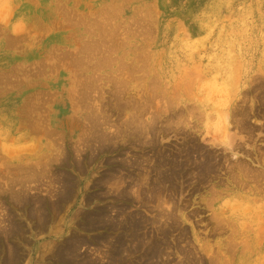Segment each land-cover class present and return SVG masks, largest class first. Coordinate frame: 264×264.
Masks as SVG:
<instances>
[{
	"label": "rangeland",
	"instance_id": "rangeland-1",
	"mask_svg": "<svg viewBox=\"0 0 264 264\" xmlns=\"http://www.w3.org/2000/svg\"><path fill=\"white\" fill-rule=\"evenodd\" d=\"M94 44L110 52L92 56L86 49ZM56 52L66 64L55 58ZM78 74L97 76L92 81L97 109H90V101L86 108L69 92ZM117 90L124 100L121 107ZM263 102L264 0H0V264H110L108 244L92 239L110 231L80 224L83 214L94 208H106L114 222L139 213L141 231L156 237L159 248L162 245L161 256L150 264H264ZM93 110L104 111L112 124L103 127L104 133L124 129L115 145L121 148L99 155L80 174L77 152L71 156L69 147L68 162L55 159L56 153L66 151L64 142H78L86 132L84 116ZM137 114L144 122L155 119V148L137 142L128 129L127 122ZM51 120L56 127L50 126ZM145 136L143 140L152 137ZM224 138L231 144L238 141L235 156ZM155 149L173 152L179 160L186 159L185 149L192 153L190 167L174 180L175 192L161 193V199L164 194L171 197L168 205L173 209L167 207L174 223L159 215L157 201L145 196L141 204L130 193L127 198L135 205L129 207V199H117L114 188L98 186L112 167L109 161L145 158L147 169ZM200 150L216 164L206 181L196 170ZM232 160L246 163L254 174L258 171L255 178L252 174L250 181L242 178L243 185L235 184L226 171L228 161L233 167ZM153 175L149 172L151 179ZM70 176L81 180L76 189L84 191L59 206L56 202ZM89 194L97 197L86 203ZM215 195L221 197L216 214L206 205ZM123 205L127 208L122 212ZM43 213L51 218L45 227ZM218 216L221 225L215 224ZM155 219L160 222L151 223ZM74 235L82 238L81 244L74 243ZM140 247L128 256L133 264L145 254Z\"/></svg>",
	"mask_w": 264,
	"mask_h": 264
},
{
	"label": "bare ground",
	"instance_id": "bare-ground-1",
	"mask_svg": "<svg viewBox=\"0 0 264 264\" xmlns=\"http://www.w3.org/2000/svg\"><path fill=\"white\" fill-rule=\"evenodd\" d=\"M105 23V22H104ZM106 26V25H105ZM106 29V28H105ZM113 30V29H112ZM102 31V29H101ZM111 32V31H110ZM112 35V34H111ZM102 36V35H101ZM103 38L100 37V39ZM115 38V37H114ZM105 40V38H103ZM112 39V38H110ZM99 41V42H98ZM97 42L100 43V40H98ZM102 41V39H101ZM95 43V42H94ZM108 43V42H107ZM97 44V43H96ZM103 44V42H102ZM102 44H100L99 46L96 47V45H92V46H89L87 47L86 50H90V54L93 56L95 54H101L102 51L104 52V50H100V48H102ZM104 45V44H103ZM106 45V43H105ZM114 45V44H113ZM108 47V45H107ZM111 47V46H110ZM76 52V51H75ZM78 52V51H77ZM108 52H110V50H108ZM107 50L105 49V52H104V55L107 53ZM57 53V52H56ZM63 53V52H62ZM79 53V52H78ZM59 53H57L55 55L54 53V56L55 58L58 57ZM62 54H60L61 56ZM65 55V54H64ZM75 55V54H74ZM53 56V55H51ZM52 58V57H51ZM50 58V59H51ZM65 57L63 56V58L59 57L57 59H59V61L62 59H64ZM71 58V57H69ZM47 61V63L49 62V60ZM55 59L54 61L56 62ZM76 59V58H75ZM108 59V58H107ZM65 60V59H64ZM64 60L62 61V63L64 62ZM67 60V59H66ZM65 60V63L63 64H66ZM70 61H72V59H69ZM52 63H53V59L51 60ZM58 61V60H57ZM81 60L78 59V61L75 60L77 66L79 65ZM51 63V62H50ZM52 63L50 64V66L52 67ZM71 63V62H70ZM69 63V64H70ZM60 64V62H59ZM70 65H73V64H70ZM98 64H96V68H97ZM58 67V66H57ZM50 68V67H49ZM53 68V67H52ZM56 69V67H54ZM76 70V69H75ZM86 69L82 70L83 72H85ZM80 71V70H79ZM87 71V70H86ZM82 72V73H83ZM40 73V72H39ZM76 73H77V70H76ZM74 73V74H76ZM79 73V72H78ZM33 74V73H32ZM73 74V75H74ZM84 74V73H83ZM82 74V75H83ZM77 75V74H76ZM80 75L81 77H84ZM79 74L78 76H76L78 78V80H75L74 83H73V86L71 88V90H69V92L74 96L73 99H77V102H81L83 105H86V104H89V101L92 103L90 106V109L94 107V109H97V99L95 98L96 97V94L95 93V88L94 85H93V80H96L97 76L95 75H86L83 80L80 79ZM88 76V77H87ZM71 83V82H70ZM61 85V84H60ZM61 87V86H60ZM63 87V86H62ZM61 87V89H62ZM69 88V87H68ZM117 88L119 89V87L117 86ZM100 90V89H99ZM98 90V91H99ZM120 90V89H119ZM115 91L114 95H115V99H116V102H117V105L119 107H121V105L123 103H121L120 101H122L120 99L121 97V94L122 92L121 91ZM53 91V90H52ZM55 92V90H54ZM54 92H52L53 94H55ZM58 92V91H57ZM99 93V92H98ZM94 94V95H93ZM70 95V94H69ZM93 96H95L93 98ZM96 99V102L94 101ZM100 99V98H99ZM233 99V98H232ZM46 101V99H45ZM93 101V102H92ZM124 102V100L122 101ZM80 103V105L78 104H71V105H76V106H82V104ZM86 103V104H85ZM121 103V104H120ZM126 104H130L128 103L127 101L125 102ZM264 103V102H263ZM38 104V103H37ZM116 103H114L115 105ZM101 105V104H100ZM116 105V106H117ZM125 105V104H124ZM93 106V107H92ZM123 106V105H122ZM37 107V106H36ZM118 107V108H119ZM127 107H129L127 105ZM75 108V107H74ZM85 108V107H84ZM86 108H87V105H86ZM125 107L121 108V109H124ZM130 109H133L132 106ZM235 109V108H234ZM81 108L77 107V110L76 111H80ZM106 110V109H105ZM232 110V109H231ZM60 111H62V109H60ZM75 111V112H76ZM121 111V110H120ZM239 111V109H238ZM245 111V110H244ZM264 111V110H263ZM104 111L102 110H93L91 113H88V114H85L86 116H84V119L87 120V123H86V132L83 133L80 138H78V142H73L72 144H67V142H64V144H61V147L62 149L64 147H66V151L63 152L61 151L59 153V151H57L56 154L57 157L55 159L57 160H60L61 161H69L71 160L69 158V153H68V149L69 147H71V149L73 150H70V153H71V156H72V153L74 152H77L81 159L79 160V162L75 161L78 163L77 165V168H78V171L81 173H83L85 171V169L87 168V165L88 163H90L91 161L94 162L99 155H103L104 153H111V152H114L117 147H115V145L118 143L116 141V139H119V135H121V130L120 131H116V133L110 135V134H107V133H104L102 130H103V127L105 125H112L110 123V120L109 118L104 115V113H102ZM228 112V111H227ZM232 112V111H231ZM252 112V111H251ZM226 114V113H225ZM133 116V115H132ZM156 116V115H155ZM226 116V115H225ZM246 116V115H245ZM159 117V116H158ZM228 117V113H227V116ZM226 117H224L226 119ZM236 117V115H235ZM73 118V117H72ZM129 118H131L129 116ZM40 119V118H39ZM48 119V118H47ZM154 119V118H153ZM151 120V121H148L146 120V122H144V120H142V116L137 114V115H134L132 117V119L130 120L129 119V122H127V127L129 130H132L131 134H134L136 136V140L137 142H140V144L142 145H151L152 148H155L154 145H155V142H156V138H157V131H156V128L155 126L153 125L155 121L154 120ZM174 119V118H173ZM247 119V118H246ZM183 120V118L180 119V122ZM236 120V119H235ZM43 121H44V118H43ZM127 121V120H126ZM126 121L124 123H126ZM169 121V120H168ZM167 121V122H168ZM171 121V120H170ZM169 121V122H170ZM174 121H177L174 119ZM225 121V120H224ZM227 121V120H226ZM225 121V122H226ZM239 121V119L237 120V122ZM86 122V121H85ZM156 122V121H155ZM43 123V122H42ZM183 123V121H182ZM36 124V122H35ZM39 124V123H38ZM36 124V125H38ZM47 124V123H46ZM45 124V126H46ZM50 126L51 127H54L55 124L53 122V120L50 121ZM169 124V123H168ZM174 124V123H173ZM177 125V122L175 123ZM167 125V124H166ZM171 126V125H170ZM238 126V125H237ZM56 127V126H55ZM117 128V127H116ZM120 127H118L119 129ZM122 128V127H121ZM125 128H126V125H125ZM166 128V127H165ZM167 128H170L169 126ZM165 129L167 130V132L169 131L168 129ZM241 128V127H240ZM54 129V130H52ZM50 129L52 132H55L57 131L56 128H52ZM248 129V128H247ZM48 130V129H47ZM49 130V131H50ZM171 130H173V128L171 127ZM176 130V129H175ZM183 130V129H182ZM164 131V129H163ZM174 131V130H173ZM178 131V129H177ZM246 131V130H245ZM162 131L160 130V133ZM249 132V131H248ZM50 133V132H49ZM159 133V134H160ZM176 133V132H175ZM181 133V132H180ZM146 134H151L152 137H150L149 140H143V138H147L145 135ZM54 135V134H53ZM123 135V134H122ZM162 135V133H161ZM229 135H232L231 133L229 134V130H228V135H227V138L230 137ZM236 135V134H235ZM237 136V135H236ZM188 137V136H187ZM226 137V136H225ZM232 137V136H231ZM236 138V137H235ZM226 139L224 138L223 139V142L225 144V147L229 150H231L233 152V155L232 156H235L237 154V152H239V150L237 151L238 147H237V142L236 141V144L232 142L229 143V142H226ZM232 139H234L232 137ZM231 139V140H232ZM230 139H228L227 141H229ZM237 140V139H236ZM191 141H193L191 139ZM190 141V142H191ZM233 141V140H232ZM235 141V140H234ZM135 142V145L136 143ZM231 142V141H230ZM189 143V142H188ZM197 144V143H196ZM234 144V145H233ZM59 145V144H58ZM57 145V147H58ZM200 147V146H199ZM121 148L120 146L118 147V149ZM159 148V147H158ZM194 148V147H192ZM197 148V151L199 150L198 147ZM195 148V149H196ZM206 148V147H205ZM225 148V149H226ZM61 149V150H62ZM65 149V148H64ZM63 149V150H64ZM117 149V150H118ZM181 149V148H180ZM116 150V151H117ZM153 150V149H152ZM179 150V149H178ZM182 150V149H181ZM241 150V149H240ZM150 151V150H149ZM165 151V150H164ZM168 151V150H167ZM166 151V152H167ZM180 151V150H179ZM186 151V159L185 160H179L177 159L173 154V152L170 154H166V153H163L162 150H157L155 149L153 151V157L154 159H152V164H150L151 160L147 163L149 167H147V169L145 168V164H144V161L146 160L144 157H141V158H144V159H141V160H134V161H127V162H122V161H118V160H115V161H109L108 163L109 164H112L108 170V172H104L102 177L98 180V186L100 187H103V186H107L106 188L107 189H111V188H114L115 190V193H116V197L117 199H122V200H128L129 199V196L127 198V195L128 194H134L135 195V198L132 199L136 201H138L139 203L141 202L142 199H144V197L146 196L147 199H149L150 201H154L156 203V208L159 210V215L164 218L166 217V219L172 221V223H174V215H173V212L172 210H170L169 208L170 205H168L170 203V200H171V197L166 194H164V198L161 199V193L163 191H168V193H172V192H175L176 190V187L174 186V180L175 178L178 176L177 174L180 173L182 170H186V167H190L189 165V162H191V152L187 151V149H185ZM184 152V151H183ZM151 153V152H150ZM177 153V152H176ZM180 153V152H179ZM191 153V154H190ZM206 152H204V150H200L199 151V155H200V159L195 157L196 159H192L193 161H197L199 159V163H198V166H196V170L199 174V178H201L202 180L206 181L207 180V176L208 174L211 175V172H213V169H214V162L211 161L210 157L208 155H205ZM119 154H122L121 152H119ZM183 154V153H182ZM194 154V153H193ZM201 154H204V155H201ZM151 155V154H150ZM181 155V154H179ZM216 155V154H215ZM54 156V155H53ZM185 155H183L184 157ZM193 157V158H194ZM226 157V156H225ZM73 158V157H72ZM179 158V156H178ZM215 158V157H214ZM231 157H227L226 159L229 160ZM63 159V160H62ZM224 159V158H223ZM214 160V159H213ZM218 160V159H217ZM225 160V159H224ZM238 160H240L238 158ZM63 161V162H64ZM226 161V160H225ZM236 161V160H235ZM146 162V161H145ZM198 162V161H197ZM220 162V161H218ZM224 162V161H223ZM232 162H234L232 160ZM66 163V162H65ZM73 163V162H72ZM194 163V162H192ZM222 163V162H221ZM228 169L226 171H229L228 173H230V177L233 179L232 181H234L235 184L239 185L240 183H243L241 182L240 180L242 178H248V181H250V178H251V175L253 174L254 175V178H255V174L258 173V171L254 174V170L249 167L246 163L242 162L241 161H236L234 163H232V166L233 167H230L229 168V165H230V161H228ZM63 164V163H62ZM68 164V163H67ZM74 164V163H73ZM224 163H222L223 165ZM227 164V161L226 163ZM36 165V164H35ZM219 166V165H218ZM217 166V167H218ZM52 167V166H51ZM50 167V169H51ZM192 167V166H191ZM223 167V166H221ZM33 168V167H32ZM39 168H42L41 166ZM76 168V167H75ZM131 169H137V173L135 174V170H131ZM33 170H36L33 169ZM32 171V170H31ZM123 171H126V176H124L123 174ZM131 171H133L134 173H132ZM216 171V170H215ZM223 171V170H222ZM234 171H236V174L234 173ZM149 172H154V175L155 177H152L153 179L150 178L149 176ZM147 173H148V176H147ZM192 173V172H191ZM197 174V175H198ZM214 174V173H213ZM217 174V172H216ZM215 174V175H216ZM219 174V173H218ZM260 174V173H259ZM153 175V176H154ZM263 176V174L261 175ZM211 177V176H209ZM215 177V176H214ZM180 178V177H179ZM190 178V177H188ZM212 178V177H211ZM257 178V177H256ZM253 179V178H251ZM260 179V178H259ZM64 180V178L62 179ZM201 180V181H202ZM243 180V179H242ZM245 180V179H244ZM258 180V178L256 179ZM199 181V180H198ZM240 181V182H239ZM253 181V180H252ZM251 181V182H252ZM79 182H81V180L78 179V182L75 181L74 179H72V177L70 176L69 178H66L65 181H64V186H63V194H62V197L60 199V201H57L56 203H59L58 205L60 206L61 205V202H66L67 200H70V199H73L77 197V192L79 191V193H82L84 191V188H80L76 189V185L79 184ZM192 182V181H191ZM209 182V181H208ZM207 183V182H205ZM249 183V182H248ZM203 184V182H202ZM246 184V183H245ZM259 184V183H258ZM126 185L125 188H123V186ZM243 184H240L239 186H241ZM177 186V185H176ZM245 186V185H244ZM243 186V187H244ZM135 187H137V189L135 190ZM181 187V185H180ZM129 188V189H128ZM249 189V188H248ZM180 191H182V189H179ZM231 189H229L230 191ZM235 190V192L238 191V188L237 189H234L232 188V191ZM228 192V194H232L231 192ZM14 192V191H12ZM16 193V192H15ZM104 193V192H103ZM114 193V192H113ZM114 193V194H115ZM167 193V192H166ZM214 193V192H213ZM176 194V193H175ZM174 194V195H175ZM184 194V193H183ZM12 195V194H11ZM13 195L15 196V194L13 193ZM12 195V196H13ZM13 196V197H14ZM17 196H19V194L17 193ZM131 196V195H130ZM216 196V195H215ZM16 197V196H15ZM20 197V196H19ZM97 195H92V194H89L86 198H85V202L86 203H89L92 199L96 198ZM131 198V197H130ZM215 199V200H214ZM217 199V201H216ZM221 199V197L219 196H216L214 197L213 199L211 198L210 200L207 201L206 205L209 207V208H212L213 210H215V204L216 202L218 203L219 200ZM131 199H129V203L125 202L126 205L128 204L129 205H132L133 204L135 205V201H133ZM173 200V199H172ZM118 202V201H117ZM145 204L147 202L144 201ZM175 203V202H173ZM224 203V202H223ZM54 204V203H53ZM142 204V202H141ZM148 204H150V202H148ZM155 204V203H153ZM171 204V203H170ZM177 204V203H176ZM140 205V204H139ZM147 205V204H146ZM145 205V207H146ZM168 205V207H167ZM174 204H172V207H173ZM124 206V205H123ZM120 209L122 212H123V208H125L126 206H124ZM141 206V205H140ZM150 206V205H149ZM166 206V207H165ZM222 206V205H220ZM40 207H44V205H40ZM131 207V206H129ZM128 207V208H129ZM139 207V206H138ZM152 207V206H151ZM176 207V205H175ZM219 207V206H218ZM127 208V207H126ZM168 208V209H167ZM178 208V207H177ZM173 209V208H171ZM220 210H222L221 208H219ZM176 210V208H175ZM178 210V209H177ZM181 210V208H179V211ZM120 211V212H121ZM216 211L215 210V214H216ZM176 213V212H175ZM218 213V211H217ZM139 213H136V214H130L129 216L127 214L124 215L125 219H123L122 222H114V220H112L110 218V215H109V212L106 210V208H97V209H93L89 212H86L83 214L82 216V222H80V224H82V227H84L85 229L88 228V229H101V228H105L106 230H108L109 233H107L106 235H102L104 234L102 232L101 233H98L99 235L98 236H95V239L92 238L93 240H95V242L99 243V244H103V243H106L108 244L109 246V261H110V264H133V261H134V258L131 259V257L129 258L128 256L131 255V251H134L135 250L138 252V249L141 248L140 246L142 245V249L145 251V254L143 256V258L139 259L142 261V259L144 260H148L146 261V264H150L152 259L155 258V256H159L162 252V250L160 249L162 245H160V248H159V242L158 240L156 239V237L154 236H150L148 237V235L146 233H143L142 230V222L141 219L139 218ZM190 214V213H189ZM214 214V213H213ZM214 214V216H215ZM223 214V213H222ZM222 214H219V215H222ZM156 215V214H155ZM185 215V214H184ZM182 216L183 219H185L186 215L185 216ZM217 216V215H216ZM158 217V216H157ZM156 217V218H157ZM160 217V218H161ZM189 217V216H188ZM187 217V219H188ZM41 223L42 225L45 227V224L48 223L49 218L48 215H46L45 213L41 214ZM155 218V217H154ZM160 218L158 220H160ZM217 219L215 220V224H218V225H221V221L219 219V216L216 217ZM51 219V218H50ZM157 219H155L154 221H152L151 223L153 224H156V223H159L158 221H156ZM214 219V218H213ZM221 220H223V218H221ZM148 221V220H146ZM149 223V222H148ZM160 226H162L161 224H159ZM42 226V227H43ZM164 227V226H163ZM166 227V226H165ZM168 228V227H167ZM169 228H172V227H169ZM181 228V227H180ZM182 230V229H181ZM160 231V230H159ZM168 231V230H167ZM114 232V233H113ZM145 232V231H144ZM184 232V231H182ZM145 234L144 236L141 235V234ZM158 233V232H157ZM163 234V236H165V230H162L161 232ZM185 233V232H184ZM183 233V235H184ZM167 238V237H166ZM164 239V238H163ZM73 241L74 243L76 242L78 245L82 243V238H79L77 235H74L73 237ZM171 241V240H170ZM174 242V241H173ZM162 244V243H161ZM168 244V242H167ZM166 244V245H167ZM179 244V243H176V245ZM165 245V244H164ZM163 248V247H162ZM181 248V247H180ZM66 249H70V246H67ZM165 249V248H164ZM163 249V250H164ZM172 249V248H170ZM177 249V248H176ZM169 250V249H168ZM175 250V249H173ZM186 250V249H185ZM184 250V251H185ZM136 252V253H137ZM183 253V252H182ZM185 253V252H184ZM191 254V253H190ZM194 254V253H193ZM188 255V254H187ZM15 257H11L12 260H16V255H14ZM161 256V255H160ZM195 256V255H194ZM140 258V257H139ZM158 258V257H157ZM192 258V257H191ZM142 261L143 263L145 261ZM200 260V259H199ZM210 260V258H209ZM139 262L138 264H142V262ZM155 261V260H154ZM192 261V260H191ZM196 261V260H195ZM158 262V261H157ZM80 263L79 260H76L75 261V264H78ZM153 263V262H152ZM197 263V262H196ZM201 263V262H200ZM93 264H96V263H93ZM154 264V263H153ZM171 264V263H170ZM198 264V263H197Z\"/></svg>",
	"mask_w": 264,
	"mask_h": 264
}]
</instances>
